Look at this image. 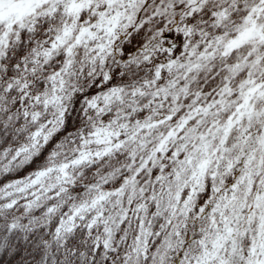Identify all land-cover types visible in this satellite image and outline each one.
Listing matches in <instances>:
<instances>
[{
    "label": "snow or ice",
    "instance_id": "1",
    "mask_svg": "<svg viewBox=\"0 0 264 264\" xmlns=\"http://www.w3.org/2000/svg\"><path fill=\"white\" fill-rule=\"evenodd\" d=\"M0 264H264V0H0Z\"/></svg>",
    "mask_w": 264,
    "mask_h": 264
}]
</instances>
